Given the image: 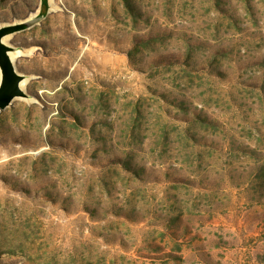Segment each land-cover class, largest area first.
<instances>
[{"label": "rangeland", "instance_id": "obj_1", "mask_svg": "<svg viewBox=\"0 0 264 264\" xmlns=\"http://www.w3.org/2000/svg\"><path fill=\"white\" fill-rule=\"evenodd\" d=\"M46 5L0 0V25L43 14L7 38L28 96L0 110V264L264 238V0Z\"/></svg>", "mask_w": 264, "mask_h": 264}, {"label": "crops", "instance_id": "obj_2", "mask_svg": "<svg viewBox=\"0 0 264 264\" xmlns=\"http://www.w3.org/2000/svg\"><path fill=\"white\" fill-rule=\"evenodd\" d=\"M246 228V225H239ZM263 228L264 225H259ZM190 244L183 241L175 243V247L160 255L151 250L144 264H264V238L250 239L246 232L242 238L229 239L225 234L216 233L214 225H200ZM235 228V227H234ZM240 229V227H238ZM245 230V229H244ZM241 231V230H240ZM238 232L239 235L241 234ZM218 235V236H216ZM180 240V239H178ZM190 252V261L186 253Z\"/></svg>", "mask_w": 264, "mask_h": 264}, {"label": "water", "instance_id": "obj_3", "mask_svg": "<svg viewBox=\"0 0 264 264\" xmlns=\"http://www.w3.org/2000/svg\"><path fill=\"white\" fill-rule=\"evenodd\" d=\"M42 16L41 13L23 20L0 25V110L6 108L14 98L28 96L21 86V82L26 78V75L16 70L9 55V52L17 50V47L4 42L3 37L30 27L39 21Z\"/></svg>", "mask_w": 264, "mask_h": 264}, {"label": "bare ground", "instance_id": "obj_4", "mask_svg": "<svg viewBox=\"0 0 264 264\" xmlns=\"http://www.w3.org/2000/svg\"><path fill=\"white\" fill-rule=\"evenodd\" d=\"M9 36H10V34L4 36V37H3V41L6 42V43H8L7 38H8ZM19 51H21V50L17 49V50H15V51H11V52H9L10 58L13 60L15 57H17L18 55H20L21 53H20ZM25 80H26V78L21 82V86H22L23 89H24V87H23V83H24Z\"/></svg>", "mask_w": 264, "mask_h": 264}, {"label": "trees", "instance_id": "obj_5", "mask_svg": "<svg viewBox=\"0 0 264 264\" xmlns=\"http://www.w3.org/2000/svg\"><path fill=\"white\" fill-rule=\"evenodd\" d=\"M46 8H47L46 0H42V6L40 8V12L42 13L45 12Z\"/></svg>", "mask_w": 264, "mask_h": 264}]
</instances>
